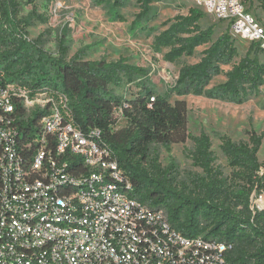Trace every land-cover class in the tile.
<instances>
[{
  "label": "trees",
  "instance_id": "obj_1",
  "mask_svg": "<svg viewBox=\"0 0 264 264\" xmlns=\"http://www.w3.org/2000/svg\"><path fill=\"white\" fill-rule=\"evenodd\" d=\"M133 1L139 7L134 29L154 19V5L161 0H94L99 6L110 5L120 20L119 11ZM34 3L0 0V71L5 81L32 92L48 88L64 95L74 122L83 131L102 132L103 141L131 181V197L163 211L176 232L226 245L225 264H264V209L252 204L253 198L264 194V162L258 159L262 136L252 133L248 141L239 142L227 135L219 137L220 150L232 169L227 176L215 167L209 135L188 132L186 102H170L172 96L194 95L243 104L264 85V61L258 57L264 49L249 43L245 56L236 62L235 39L226 32L213 41V27L202 28L199 22L204 15L191 8L154 35L152 48L157 53L165 51V61L176 63L194 56L197 48L209 46L198 62L183 65L175 84L161 94L151 86L149 71L126 58L87 61L80 51L68 59L63 41L55 57L44 50L40 39L29 40L31 18L45 22L35 14ZM23 5L32 7L27 17L21 16ZM221 75L225 81L210 88L211 81ZM124 85H135L139 91L130 98L117 95L114 88ZM42 115L34 111L20 128L32 130ZM120 118L124 125L116 130ZM187 140L193 143L192 164L201 173L180 177L173 164L161 165L158 148L168 149ZM79 162L78 158L69 161L70 165Z\"/></svg>",
  "mask_w": 264,
  "mask_h": 264
},
{
  "label": "built area",
  "instance_id": "obj_2",
  "mask_svg": "<svg viewBox=\"0 0 264 264\" xmlns=\"http://www.w3.org/2000/svg\"><path fill=\"white\" fill-rule=\"evenodd\" d=\"M188 1L264 49L243 0ZM34 111L43 115L26 132L19 124ZM131 189L102 132L83 131L64 95L0 71V264H225L226 245L176 232ZM252 204L264 209V194Z\"/></svg>",
  "mask_w": 264,
  "mask_h": 264
},
{
  "label": "rangeland",
  "instance_id": "obj_3",
  "mask_svg": "<svg viewBox=\"0 0 264 264\" xmlns=\"http://www.w3.org/2000/svg\"><path fill=\"white\" fill-rule=\"evenodd\" d=\"M248 12L264 26V0H243ZM197 9L204 15L199 24L202 28L213 27L212 40L228 32L226 23L217 21L205 14L188 0H161L154 5L153 17L142 22L138 28L132 27L135 16L139 13L138 4L133 1L119 11L123 18L116 17L115 10L110 5L99 6L94 0H35L34 12L42 16L45 22L31 18L33 26L27 29L29 40L40 39L44 50L52 56H58L60 42L67 47V58L70 59L77 52L87 61L105 59L117 61L128 59L133 65L144 67L149 71V82L157 93H164L177 80L178 72L183 65L194 64L199 61L201 53L209 45L196 49L194 56L183 57L176 63L165 61L164 53H157L152 48L153 37L166 29L169 21L176 16H185L189 9ZM32 11L31 5H23L21 16L27 17ZM146 27V29H141ZM152 29L151 32H149ZM235 39L238 58L244 57L248 51L249 42ZM258 57L264 61V54ZM229 67H225L227 71ZM223 75L215 77L209 87L223 83ZM135 85H124L114 88L117 95L130 98L138 93ZM183 100L187 104V130L193 136L205 132L211 139V150L216 158L215 167L229 176L232 169L220 150V139L227 135L234 142L248 141L252 133L262 136L261 148L258 153L260 162H264V85L257 96L249 98L243 104L237 105L225 101L208 99L201 96L186 95L172 96L171 103ZM124 125V120H118L115 129ZM159 162L163 167L173 164L177 167L180 177L188 173H201L192 164L190 152L193 143L175 144L168 149L159 147Z\"/></svg>",
  "mask_w": 264,
  "mask_h": 264
}]
</instances>
